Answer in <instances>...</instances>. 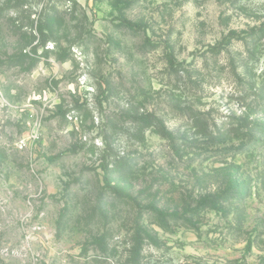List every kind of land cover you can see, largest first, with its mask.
I'll list each match as a JSON object with an SVG mask.
<instances>
[{"label":"rangeland","instance_id":"1","mask_svg":"<svg viewBox=\"0 0 264 264\" xmlns=\"http://www.w3.org/2000/svg\"><path fill=\"white\" fill-rule=\"evenodd\" d=\"M0 264H264V0H0Z\"/></svg>","mask_w":264,"mask_h":264},{"label":"trees","instance_id":"2","mask_svg":"<svg viewBox=\"0 0 264 264\" xmlns=\"http://www.w3.org/2000/svg\"><path fill=\"white\" fill-rule=\"evenodd\" d=\"M43 21V20H42ZM48 28L46 23L40 25L38 27V31L40 34L45 35V29ZM218 47H215L217 51ZM26 56V55H25ZM38 58H32V66H35L38 63ZM199 115V114H198ZM138 120L142 122L145 128L155 127L159 134L162 136L169 138L173 143L171 145L175 148L174 138L173 136L167 131V129L160 123L158 118L153 114H142L141 117H138ZM198 121H201L202 124L199 126H195V131L193 132L200 140H203V143H207L212 145L211 147H205L204 150H210L216 148L215 151L219 149V145L229 144L231 143L232 146H238V149H246L254 146V141L258 138V132L262 130L259 118H251L250 115H243L241 119H239L236 123L231 122L228 128L222 130L223 128H218L215 130H210L208 127L207 119L198 116ZM260 134V133H259ZM195 143L190 142V148L194 149ZM196 148V147H195ZM211 150V151H212ZM205 151V152H206ZM229 192H221L217 195H214L211 198L205 199L203 201L204 206L211 207L214 209H221L225 202L230 199Z\"/></svg>","mask_w":264,"mask_h":264}]
</instances>
